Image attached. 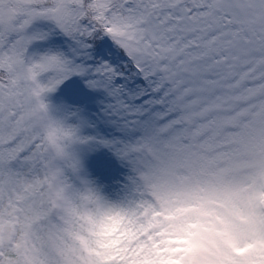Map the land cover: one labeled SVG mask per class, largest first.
<instances>
[{
  "label": "snow or ice",
  "instance_id": "obj_1",
  "mask_svg": "<svg viewBox=\"0 0 264 264\" xmlns=\"http://www.w3.org/2000/svg\"><path fill=\"white\" fill-rule=\"evenodd\" d=\"M0 264H264V0H0Z\"/></svg>",
  "mask_w": 264,
  "mask_h": 264
}]
</instances>
